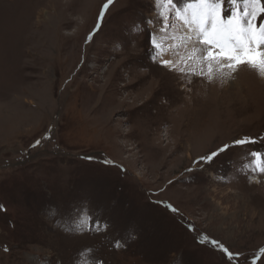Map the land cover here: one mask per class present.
I'll list each match as a JSON object with an SVG mask.
<instances>
[{
	"label": "rangeland",
	"instance_id": "obj_1",
	"mask_svg": "<svg viewBox=\"0 0 264 264\" xmlns=\"http://www.w3.org/2000/svg\"><path fill=\"white\" fill-rule=\"evenodd\" d=\"M106 2L0 0V264H264V78L200 75L189 0Z\"/></svg>",
	"mask_w": 264,
	"mask_h": 264
},
{
	"label": "snow or ice",
	"instance_id": "obj_2",
	"mask_svg": "<svg viewBox=\"0 0 264 264\" xmlns=\"http://www.w3.org/2000/svg\"><path fill=\"white\" fill-rule=\"evenodd\" d=\"M264 0H189L185 8L191 5L198 7L192 9L190 18L185 17L186 26L195 32V41L188 46V51L191 53H200L198 58L206 61L204 67L200 70V75L212 82L211 70L213 66L219 70L227 68L232 72H238L241 67H248L251 70L257 71L264 78V24L257 25V10L254 8H233L231 14L226 15L227 6L230 5H261ZM114 0H107L101 9L97 19L99 25L105 15V9L113 4ZM154 10L156 5H174L175 0H153ZM184 11V9H182ZM260 18L264 19V7L259 9ZM159 16L161 24L160 32H165L171 26V20L165 23L163 13H156ZM148 24L153 21L149 19ZM89 40L92 39V34H89ZM191 40V37H189ZM152 50H158V46L154 38L150 40ZM203 44L206 49L197 48V44ZM154 63H158L162 68H166L169 72L176 73L178 77H187L193 73L186 71L183 67H177L181 63V58L171 59L164 52H161L159 57H152ZM205 69L208 71L206 72ZM254 142V141H253ZM238 146H245L249 143V138L238 139L234 142ZM39 144V141H37ZM231 145H224L218 151H212L201 156V162L212 163L213 160L222 152L227 151ZM252 157L264 156L260 152H252ZM259 172L264 175V164L259 167ZM176 212V209H172ZM194 230V226H193ZM211 243L217 247L226 257L227 264H231L233 260H238L241 253L233 252L225 247L218 240H212ZM7 251V249H5ZM264 251V250H262ZM103 264V261H100ZM173 264H183V260L177 258ZM245 264H247L245 259Z\"/></svg>",
	"mask_w": 264,
	"mask_h": 264
},
{
	"label": "bare ground",
	"instance_id": "obj_3",
	"mask_svg": "<svg viewBox=\"0 0 264 264\" xmlns=\"http://www.w3.org/2000/svg\"><path fill=\"white\" fill-rule=\"evenodd\" d=\"M184 34V37L186 38V40H185V42H186V47H188L190 44H192L194 41H195V39H196V33L195 32H193V31H191L189 28H187L186 26H184V32H183ZM178 36H176V37H174V39L175 38H177ZM189 37H191V40L189 39ZM156 42H161L160 41V39H158ZM200 46V47H199ZM197 48L199 47V48H201V45L200 44H198L197 46H196ZM166 54H168V52L166 53ZM169 55V54H168ZM178 65V64H177ZM179 66V65H178ZM187 67V66H186ZM188 69V68H187ZM187 71V70H186Z\"/></svg>",
	"mask_w": 264,
	"mask_h": 264
}]
</instances>
